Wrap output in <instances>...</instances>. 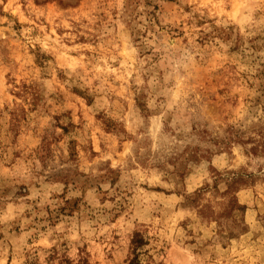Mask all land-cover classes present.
Listing matches in <instances>:
<instances>
[{"label": "rangeland", "instance_id": "374dc122", "mask_svg": "<svg viewBox=\"0 0 264 264\" xmlns=\"http://www.w3.org/2000/svg\"><path fill=\"white\" fill-rule=\"evenodd\" d=\"M135 232L264 264V0H0V264H127Z\"/></svg>", "mask_w": 264, "mask_h": 264}, {"label": "trees", "instance_id": "16d2710c", "mask_svg": "<svg viewBox=\"0 0 264 264\" xmlns=\"http://www.w3.org/2000/svg\"><path fill=\"white\" fill-rule=\"evenodd\" d=\"M235 181L229 184V189L234 185ZM146 241L140 232H135L130 241L129 256L127 264H164L163 262H155L151 258H148L147 250L144 249Z\"/></svg>", "mask_w": 264, "mask_h": 264}]
</instances>
